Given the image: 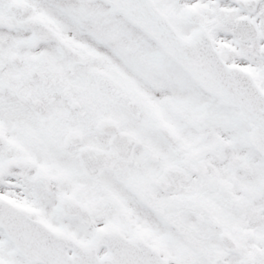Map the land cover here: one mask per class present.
<instances>
[{
  "label": "snow or ice",
  "instance_id": "1",
  "mask_svg": "<svg viewBox=\"0 0 264 264\" xmlns=\"http://www.w3.org/2000/svg\"><path fill=\"white\" fill-rule=\"evenodd\" d=\"M0 264H264V0H0Z\"/></svg>",
  "mask_w": 264,
  "mask_h": 264
}]
</instances>
